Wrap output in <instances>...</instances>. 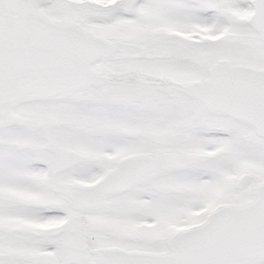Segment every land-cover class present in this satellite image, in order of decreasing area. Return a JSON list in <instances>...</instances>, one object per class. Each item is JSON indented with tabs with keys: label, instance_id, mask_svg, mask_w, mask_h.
<instances>
[{
	"label": "snow or ice",
	"instance_id": "obj_1",
	"mask_svg": "<svg viewBox=\"0 0 264 264\" xmlns=\"http://www.w3.org/2000/svg\"><path fill=\"white\" fill-rule=\"evenodd\" d=\"M0 264H264V0H0Z\"/></svg>",
	"mask_w": 264,
	"mask_h": 264
}]
</instances>
